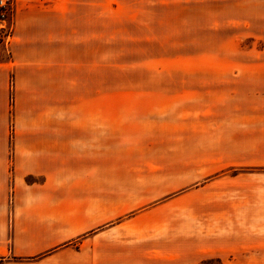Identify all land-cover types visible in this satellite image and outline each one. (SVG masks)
<instances>
[{
    "label": "crops",
    "instance_id": "crops-1",
    "mask_svg": "<svg viewBox=\"0 0 264 264\" xmlns=\"http://www.w3.org/2000/svg\"><path fill=\"white\" fill-rule=\"evenodd\" d=\"M100 10L16 1L0 42V258L264 264V0H194L211 65L195 68L193 132L162 136L156 161L136 130L107 131Z\"/></svg>",
    "mask_w": 264,
    "mask_h": 264
},
{
    "label": "rangeland",
    "instance_id": "rangeland-1",
    "mask_svg": "<svg viewBox=\"0 0 264 264\" xmlns=\"http://www.w3.org/2000/svg\"><path fill=\"white\" fill-rule=\"evenodd\" d=\"M16 1L5 0L0 42L12 33L9 24ZM102 1L107 131L114 127L136 130L138 146H153L154 160L162 159L161 147L168 145L162 136L177 138L193 132L195 102L200 94L195 68L211 65L204 49L197 52L195 47L194 0ZM6 57L0 52V59ZM218 63L240 66L241 61L231 57L218 61L215 56L212 65ZM165 157L164 162L175 161V156Z\"/></svg>",
    "mask_w": 264,
    "mask_h": 264
},
{
    "label": "built area",
    "instance_id": "built-area-1",
    "mask_svg": "<svg viewBox=\"0 0 264 264\" xmlns=\"http://www.w3.org/2000/svg\"><path fill=\"white\" fill-rule=\"evenodd\" d=\"M6 3L5 0H0V21H4L5 20V9H6ZM7 11V10H6Z\"/></svg>",
    "mask_w": 264,
    "mask_h": 264
},
{
    "label": "trees",
    "instance_id": "trees-1",
    "mask_svg": "<svg viewBox=\"0 0 264 264\" xmlns=\"http://www.w3.org/2000/svg\"><path fill=\"white\" fill-rule=\"evenodd\" d=\"M0 264H4L3 258H0Z\"/></svg>",
    "mask_w": 264,
    "mask_h": 264
}]
</instances>
